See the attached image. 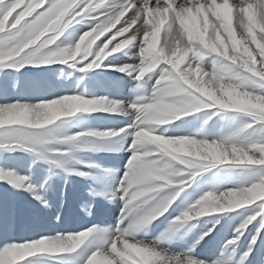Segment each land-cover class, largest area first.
<instances>
[{"label":"snow or ice","instance_id":"1","mask_svg":"<svg viewBox=\"0 0 264 264\" xmlns=\"http://www.w3.org/2000/svg\"><path fill=\"white\" fill-rule=\"evenodd\" d=\"M97 258L264 264V0H0V264Z\"/></svg>","mask_w":264,"mask_h":264},{"label":"bare ground","instance_id":"2","mask_svg":"<svg viewBox=\"0 0 264 264\" xmlns=\"http://www.w3.org/2000/svg\"><path fill=\"white\" fill-rule=\"evenodd\" d=\"M131 13H129L130 15ZM159 18L158 17H152L151 20H152V23H156L157 20ZM141 24H142V21H141ZM120 25L117 24V28L119 27ZM139 25H137L138 27ZM113 31H115V29H113ZM141 35H142V31H141ZM160 36V35H159ZM165 38V36H164ZM101 39H103V37H101ZM119 39V38H117ZM157 39L158 37H156V40L155 42L157 43ZM159 42H162V46H163V43H164V39H160ZM111 47V45L109 46ZM121 62H132V60H130L129 58L127 57H121ZM99 71V70H98ZM120 74L119 73H104V76H119ZM68 87H71V85H69ZM14 92L12 91H9V97H12L14 96ZM26 102H35V101H30L29 98L26 97ZM49 197L51 198L52 197V194L49 193L48 194ZM118 208L117 205H112L110 206V209L106 215V218L105 220L109 219L111 220L112 222H114V216H115V213H116V209ZM214 215H225V214H214ZM66 216H67V222L66 224L64 225H55L54 223L50 226H45V228H42L41 231L43 232V234H46V235H54L55 232L54 231H51L50 229L51 228H67V229H73V230H76V229H82L83 227L85 226H89L91 223L90 221L92 220L93 222V217H87L86 215H84L77 207L76 203L75 202H72L70 201L69 204H68V208L66 209ZM201 220H204V219H208V217H204V218H200ZM200 227H203L202 224H198L197 225V228H200ZM217 227H219V225H217ZM247 235V233H246ZM15 236L16 238H21V237H33V236H36V233L31 229V228H27V229H24V228H18L16 233H15ZM154 238V233L153 234H150L147 239H153ZM243 239V237H242ZM209 247H211V245H209ZM17 264H23V261H17ZM45 264H47V262H45ZM96 264H103V261L100 259V258H97V261H96Z\"/></svg>","mask_w":264,"mask_h":264},{"label":"rangeland","instance_id":"3","mask_svg":"<svg viewBox=\"0 0 264 264\" xmlns=\"http://www.w3.org/2000/svg\"><path fill=\"white\" fill-rule=\"evenodd\" d=\"M239 2V0H230V3H238ZM232 24H233V27H234V29H235V26H236V22H235V19L233 18V21H232ZM166 29H167V23H165L163 26H162V30H161V32L160 33H158V35H157V37H158V39H157V46H162V42H159L160 41V39L162 38V39H164V36H165V31H166ZM112 32H114L113 31V29L111 30ZM212 27H211V24L209 25V28L207 29V31L205 32V38H207L211 33H212ZM110 33H106L105 35H109ZM160 35V36H159ZM237 38H239V37H237ZM222 39L223 40H225L226 42H227V45H228V47L230 48L231 47V42L230 41H227V34L226 33H224L223 34V36H222ZM97 43H99V41H97ZM133 62V61H132ZM128 63H131V62H128ZM132 83L133 82H128V84H129V86H131L132 85ZM123 94L124 95H127L128 93H127V90H125L124 92H123ZM15 95V94H14ZM259 201L258 200H256V201H254V203H258ZM250 206H252V205H246V207H250ZM118 210V208L116 209V211ZM90 223H93L92 222V220L90 221ZM111 223H113L111 220H109V219H107V220H105V226H107L108 224H111ZM205 239H207V237H205Z\"/></svg>","mask_w":264,"mask_h":264},{"label":"clouds","instance_id":"4","mask_svg":"<svg viewBox=\"0 0 264 264\" xmlns=\"http://www.w3.org/2000/svg\"><path fill=\"white\" fill-rule=\"evenodd\" d=\"M247 195L250 196L251 194H247ZM244 198H247V196L245 194H242L240 196H233V197H230L227 202L229 204H231V203H234L237 200H241V199H244Z\"/></svg>","mask_w":264,"mask_h":264}]
</instances>
